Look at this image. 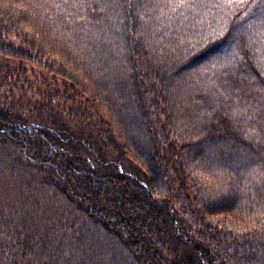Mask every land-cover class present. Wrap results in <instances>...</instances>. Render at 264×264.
<instances>
[{
    "label": "trees",
    "instance_id": "16d2710c",
    "mask_svg": "<svg viewBox=\"0 0 264 264\" xmlns=\"http://www.w3.org/2000/svg\"><path fill=\"white\" fill-rule=\"evenodd\" d=\"M0 57V264H264V0H0Z\"/></svg>",
    "mask_w": 264,
    "mask_h": 264
},
{
    "label": "rangeland",
    "instance_id": "374dc122",
    "mask_svg": "<svg viewBox=\"0 0 264 264\" xmlns=\"http://www.w3.org/2000/svg\"><path fill=\"white\" fill-rule=\"evenodd\" d=\"M7 40H8V42L14 44L16 47L22 46L21 41L14 34L9 35ZM0 61H1V63L6 64V65L11 66V67H14V68L22 66V65L26 66L27 68H32L33 66H35V64L30 63V61H20V60L12 59V58L0 57ZM35 67H37V66H35Z\"/></svg>",
    "mask_w": 264,
    "mask_h": 264
}]
</instances>
